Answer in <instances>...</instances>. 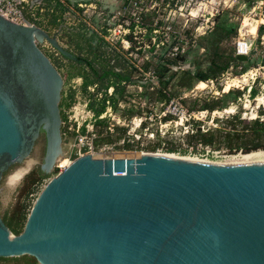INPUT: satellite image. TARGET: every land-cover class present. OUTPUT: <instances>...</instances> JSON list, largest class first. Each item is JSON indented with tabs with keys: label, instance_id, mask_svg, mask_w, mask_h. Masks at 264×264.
Segmentation results:
<instances>
[{
	"label": "water",
	"instance_id": "95a60500",
	"mask_svg": "<svg viewBox=\"0 0 264 264\" xmlns=\"http://www.w3.org/2000/svg\"><path fill=\"white\" fill-rule=\"evenodd\" d=\"M35 38L69 56L42 29L0 15V180L35 144L37 118L26 117L24 97L38 77L60 84L39 105L41 171L61 152V78ZM21 256L38 264H264V163L129 152L76 157L42 188L19 235L0 219V258Z\"/></svg>",
	"mask_w": 264,
	"mask_h": 264
},
{
	"label": "rangeland",
	"instance_id": "374dc122",
	"mask_svg": "<svg viewBox=\"0 0 264 264\" xmlns=\"http://www.w3.org/2000/svg\"><path fill=\"white\" fill-rule=\"evenodd\" d=\"M61 1L64 2L67 10L60 12L58 24L53 25L44 21L35 26L47 32L51 37L55 36L60 46L76 56L92 61L98 69L119 64L118 70L121 68L130 72L133 81L141 79L140 82L144 83L149 80L153 85H156L157 81L153 72L143 73L142 64L146 61H151L154 64L159 59H171L176 57V53L184 56L172 66L173 71H193L196 66L204 69L208 57L205 55V50L200 47L204 41L199 39L209 34L216 23L223 20L234 25L236 33L220 45V51L224 53L233 51L235 54V45L238 41L244 40L250 44L251 51L247 56L248 61L235 59L236 62L232 63L217 82H198L192 90L181 94L182 97L190 99L197 97L203 101L208 97L219 98L230 90L239 92L235 103L231 102V97L226 100L229 107L223 111L196 112L189 116L182 105L181 98L171 99L165 107H162L160 103L148 104L139 97L142 88L135 84L128 85L126 91L128 95H131L128 99L129 102L121 103L117 112L107 108L99 118H107L110 123L124 127L126 140L133 147L131 150H123L121 148L114 149L111 145H103L101 148H105L102 154L111 152L167 154L163 150L165 147L173 146L177 149H185L188 146L184 136L191 128L186 121L190 117L204 121L202 126L204 131L209 127L217 126L213 122L214 119L228 115L237 114L240 119L246 121L260 117V120L264 121V115H259L264 110V104L258 102V97H264V69L260 66V59L264 57V33L262 35L258 33L259 26L264 25L262 6L258 7L256 4L255 8H247L246 5H242L245 0H240L242 2L236 6L231 5L230 0ZM245 18L258 21L255 34L241 32ZM149 28L152 29L150 32ZM129 36L131 41L127 38ZM101 38L104 43L101 42ZM38 45L53 57L54 51L50 44L40 40ZM153 46L154 48H152ZM62 72L65 81L61 88L59 104L62 105L60 114L65 117V120L60 124L61 152L51 169L47 173L43 172L47 177L41 179L29 195H26L29 182L25 180V177L32 171L35 172L34 177L38 176V170H41L40 166L44 162V139L36 140L30 154L21 163L14 164L7 169L0 180L1 220L4 217H9L15 210H20L28 215L42 188L59 173L56 166L73 161L70 156L76 148L72 133H78L80 127L84 125L88 132L96 134L93 127V113L88 108V95L81 89L83 79L80 75L89 73L87 64L65 60ZM245 74L248 75L242 78ZM177 82L178 78L176 77L173 85H176ZM134 83L137 84V82ZM251 87L258 90L257 95L252 98L249 96ZM95 89V86H90L87 91L92 93ZM111 92L112 88H109L107 93ZM71 98L72 104L66 107L65 104ZM187 104L189 105V101ZM139 109H142L141 116L132 115L126 119L121 117L124 110L134 113ZM146 113L151 114L147 115ZM165 115H171L172 120L162 122L161 118ZM144 123L146 125L143 128ZM111 127L112 139H115L119 134H116ZM122 140L120 139L116 144L122 145ZM136 141H138L140 149L137 148ZM159 143L161 145L155 152H149L146 149L148 146ZM201 149L198 145L197 151L191 153L192 149L188 147L187 155H174L181 158L201 159L206 162L226 163L238 161L242 154L241 152L228 154L223 150L211 151L209 147H205L203 152ZM23 169H27V172L19 178L17 173ZM0 264L11 263L0 261Z\"/></svg>",
	"mask_w": 264,
	"mask_h": 264
},
{
	"label": "trees",
	"instance_id": "16d2710c",
	"mask_svg": "<svg viewBox=\"0 0 264 264\" xmlns=\"http://www.w3.org/2000/svg\"><path fill=\"white\" fill-rule=\"evenodd\" d=\"M48 0L46 2V9L48 13L50 10H55V2ZM245 5L247 8L252 7L253 0H245ZM59 14L66 11V7L59 3L58 5ZM262 17L264 18V7L262 10ZM61 12V13H60ZM52 15V14H51ZM217 20V18H216ZM49 24H55L53 22ZM149 32L152 30L148 29ZM236 33L234 25L227 23L226 20L216 23L214 29L207 35L201 37L199 40L204 41L200 46L205 50V55H207V65L204 69L196 66L195 69L186 71H173L172 66H174L178 59L182 58L180 53H176V57L171 59H159L154 64L150 61H146L142 64L143 73L153 72V75L157 81L156 85H153L151 81L146 80V82H140L138 79L137 84L131 79L130 72L119 68V64L112 65L107 68L98 69L92 61H88L87 68L89 70L88 74H81L83 82L81 84V89L84 93L88 95V108L93 113V127L96 130L95 138L93 140L95 148H99L103 145H111L114 149L131 150L132 145L127 142L126 129L110 123L107 118H99L105 113L107 108H110L113 112L119 111V105L121 103L127 104L129 101V96L127 93L128 85H137L142 88V92L139 97L144 99L148 104H162L165 107L173 98H181L183 107L185 108L187 114L191 116V113L196 112H207L211 113L213 111H223L226 109L228 104L226 100L232 98L231 102L235 103L239 92L228 91L223 93L221 97H208L200 100L199 98L190 99L189 97H182L181 94L192 90L194 85L198 82H207L217 80L227 72L229 67L236 62L234 52L224 53L220 51V45L227 41L231 35ZM258 33L262 35L264 33V25H260L258 28ZM131 41V37H127ZM104 43L103 39H100ZM154 48V46L152 47ZM178 49V48H177ZM92 50V49H91ZM178 52V51H177ZM162 58L163 55H162ZM179 59V60H180ZM260 66L264 69V57L260 59ZM178 78L176 85H173L175 78ZM90 86H95V90L91 93L88 92ZM112 88L111 93H107L108 89ZM183 90V91H182ZM236 92V93H235ZM258 90L254 87L250 88V97L257 95ZM100 97V98H99ZM189 101V105L187 102ZM72 104V98L68 103L65 104L69 107ZM62 105L59 104V107ZM132 110V109H131ZM128 112V113H126ZM142 109L135 111H123L122 118H129L132 115L141 116ZM148 112V111H147ZM151 114V113H146ZM61 115V114H60ZM259 115H264V110L259 113ZM61 122L65 120V117L60 116ZM172 120L171 115H165L161 118L162 122H168ZM203 122L201 120H196L189 118L186 123L190 125V130L187 131L184 138L187 146L192 149L191 153L197 151V146L199 145L204 151L205 147H209L211 151H226L228 154L250 153L252 151L264 150V121L260 120V117L246 121L240 119L239 115H228L222 118L214 119L213 122L217 124L216 127H209L206 131L202 130ZM146 123L142 125L144 128ZM110 126L118 137L112 139L113 133L110 132ZM87 130L84 125L80 127L78 133H72V137L76 138L77 135H84ZM88 134V133H87ZM104 135L103 137H100ZM123 139L122 145H117ZM137 143V148L140 149ZM161 143L148 146L146 149L149 152H155ZM188 147L185 149H177L173 146L165 147L163 150L167 154H179L181 156L187 155ZM85 151V150H84ZM71 159H75V153H71ZM9 169V168H8ZM5 171L3 175L6 173ZM37 172V171H36ZM35 172L29 173L25 180L29 182L28 190L26 195L33 192V189L37 186L41 179L46 178L47 175L41 170H38V176L34 177ZM27 218L26 213L20 210H15L9 217H4L2 219L6 227L14 235H19L22 232L25 220ZM0 261L4 263L11 264H38L36 259L30 256H21L17 258H0Z\"/></svg>",
	"mask_w": 264,
	"mask_h": 264
},
{
	"label": "built area",
	"instance_id": "2783aa9c",
	"mask_svg": "<svg viewBox=\"0 0 264 264\" xmlns=\"http://www.w3.org/2000/svg\"><path fill=\"white\" fill-rule=\"evenodd\" d=\"M48 0H0V15L20 26L31 27L36 24H40L47 19L48 11L46 9V2ZM53 2V0H52ZM51 2V3H52ZM240 0H230L231 5H238ZM60 3L65 6L64 2L60 0ZM256 4L258 7H264V0H254L252 8H255ZM242 5H245L243 1ZM52 10H50V13ZM46 15V16H45ZM49 16V15H48ZM235 56L236 55H246L250 54V44L247 41L240 40L235 45ZM88 133V134H87ZM84 135H77L74 141V151L76 157L83 156L85 154H90L92 157L102 154L104 148H95L94 138L95 135L87 131ZM85 150V151H84ZM106 150V149H105ZM69 164L71 161H68ZM67 167V166H66ZM66 167H61L60 164L56 168L61 172Z\"/></svg>",
	"mask_w": 264,
	"mask_h": 264
},
{
	"label": "flooded vegetation",
	"instance_id": "af4514ba",
	"mask_svg": "<svg viewBox=\"0 0 264 264\" xmlns=\"http://www.w3.org/2000/svg\"><path fill=\"white\" fill-rule=\"evenodd\" d=\"M53 2H55V4H54L55 10H52L51 13H48L49 16L47 15L48 17L44 21H46L48 23L53 22L55 24H58L60 22V14H59V10H58V5L60 3V0H53ZM45 33H47V32H45ZM49 37H51V36L49 35ZM51 38L55 39V36L54 37L52 36ZM39 41L40 40L35 38V43L37 44V47L40 49V51L43 53V55L49 60L50 64L55 69V71L59 74V76L61 78V83H62L61 87L63 86L64 81H65L64 76H63V72H62V66H63V62L65 60L73 61V62H77V63H87L88 62L87 60L76 56L74 53L63 48L62 46H60V44L57 43L58 46H60L61 48H63L65 51H67L69 53V56H64L60 53V51L58 49L54 48L47 40L42 39L41 40L42 42H47L48 44L51 45V48L54 51V55H53V57H51V55L48 52H44V50L39 47V45H38ZM55 41H56V39H55ZM35 84H36L35 89H33L32 92L28 93L27 96L24 97V100L29 105L25 115L28 118H35V117L37 118L36 122H37V127H38V135H37V138L35 139V141L40 139V138L44 139V141H45V131L43 129L44 123H42L43 120L41 118L42 114L40 113L39 105H40L41 99L44 96H46V93L47 94L49 93V96L53 95L54 89L57 86H60V84L58 81L56 82L54 79L49 80V81H45V80H42V78H40V77L37 78ZM60 93H61V91H60ZM58 108H59V115H60L59 104H58ZM3 173H2V175H3Z\"/></svg>",
	"mask_w": 264,
	"mask_h": 264
},
{
	"label": "bare ground",
	"instance_id": "6f19581e",
	"mask_svg": "<svg viewBox=\"0 0 264 264\" xmlns=\"http://www.w3.org/2000/svg\"><path fill=\"white\" fill-rule=\"evenodd\" d=\"M257 27H258V21L257 20H249L248 18H245V20L242 23L241 32L249 33V34H255L257 31ZM240 56H246V55H240ZM243 61H246V60H243ZM248 74L243 75L242 78H245ZM258 102H259V104H264V97H258ZM138 153L147 154L146 152H138ZM152 154L169 156V157H174V158H179V159H184V160H191V161H198V162H205V163H212V164H220V165L264 163V150H258V151L251 152V153H242V154H240L241 158L238 161L226 162V163L206 162L204 160L194 159V158H181V157H178L174 154L173 155H171V154H158V153H152ZM60 165H61V167H66L69 165V162L66 164H60ZM26 172H27V169L19 170L17 175L19 176V178H21Z\"/></svg>",
	"mask_w": 264,
	"mask_h": 264
}]
</instances>
